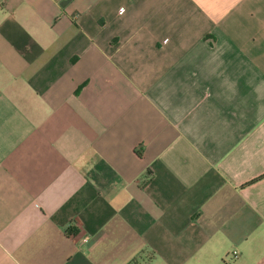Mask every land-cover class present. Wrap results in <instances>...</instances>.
<instances>
[{
    "label": "crops",
    "instance_id": "1",
    "mask_svg": "<svg viewBox=\"0 0 264 264\" xmlns=\"http://www.w3.org/2000/svg\"><path fill=\"white\" fill-rule=\"evenodd\" d=\"M140 263L264 264V0H0V264Z\"/></svg>",
    "mask_w": 264,
    "mask_h": 264
},
{
    "label": "built area",
    "instance_id": "2",
    "mask_svg": "<svg viewBox=\"0 0 264 264\" xmlns=\"http://www.w3.org/2000/svg\"><path fill=\"white\" fill-rule=\"evenodd\" d=\"M124 11V8L122 7L121 8V12H123ZM87 240V236H84L83 238H82V240L79 242L80 244H83V242H85ZM237 250H234V256L236 257L237 256Z\"/></svg>",
    "mask_w": 264,
    "mask_h": 264
},
{
    "label": "trees",
    "instance_id": "3",
    "mask_svg": "<svg viewBox=\"0 0 264 264\" xmlns=\"http://www.w3.org/2000/svg\"><path fill=\"white\" fill-rule=\"evenodd\" d=\"M142 263H143V260H142ZM142 263H140V264H142Z\"/></svg>",
    "mask_w": 264,
    "mask_h": 264
}]
</instances>
